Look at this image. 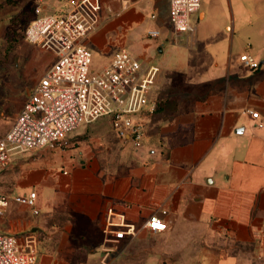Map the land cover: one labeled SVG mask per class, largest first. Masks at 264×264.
I'll return each instance as SVG.
<instances>
[{
    "label": "crops",
    "instance_id": "1",
    "mask_svg": "<svg viewBox=\"0 0 264 264\" xmlns=\"http://www.w3.org/2000/svg\"><path fill=\"white\" fill-rule=\"evenodd\" d=\"M101 2L100 25L84 42L93 58L104 66L125 48L157 66L152 103L164 94L175 111L148 118L135 162L95 155L90 137L107 143V118L81 126L67 150L21 154L0 172V188L36 192L39 212L11 202L0 229L34 233L37 264H98L108 208L138 226L164 208L168 229L112 244L110 264H264V0H201L192 33L174 30L169 0ZM244 53L260 66L244 67Z\"/></svg>",
    "mask_w": 264,
    "mask_h": 264
},
{
    "label": "built area",
    "instance_id": "2",
    "mask_svg": "<svg viewBox=\"0 0 264 264\" xmlns=\"http://www.w3.org/2000/svg\"><path fill=\"white\" fill-rule=\"evenodd\" d=\"M200 6L201 0H169V20L177 33L195 31L192 16ZM48 7L47 0H32L34 17L24 36L32 45L53 53L55 61L34 85L11 128L0 136V172L25 152L67 146L73 131L102 118L109 120L120 140L138 148L155 109L151 94L157 66H144L122 48L109 63L91 69L93 55L84 42L100 25L101 0H64L62 7L51 12ZM148 35L157 37L159 31L149 30ZM240 60L246 68L260 66L248 53L241 54ZM248 112L254 118L259 116L256 111ZM36 197L34 191L12 196L0 188V222L11 202L33 207L37 214ZM166 213L158 208L138 226L124 213L108 208L105 245L98 264H110L112 244L135 239L140 229L151 233L167 230ZM38 258L39 241L34 233L19 237L0 229V264H37Z\"/></svg>",
    "mask_w": 264,
    "mask_h": 264
},
{
    "label": "rangeland",
    "instance_id": "3",
    "mask_svg": "<svg viewBox=\"0 0 264 264\" xmlns=\"http://www.w3.org/2000/svg\"><path fill=\"white\" fill-rule=\"evenodd\" d=\"M47 2H49V12L64 5V0H47ZM33 17L32 0H0V136L11 128L31 88L41 78L53 58L51 52L32 45L25 39V29ZM103 63L100 58L95 57L91 69L98 70ZM75 131L68 136V145L59 149L67 150L72 147L71 135ZM90 138H92L90 144L96 150L97 158L102 164L109 165H118L126 161L135 162L136 150L144 144L143 141L141 146L134 147L131 143L120 140L114 132L108 136L107 143L98 134ZM107 144H111V147ZM141 248L142 251H146L147 245H142ZM96 254L92 255L96 257ZM189 259L187 261L191 263ZM123 263L120 260L117 264ZM132 264L153 263L147 259Z\"/></svg>",
    "mask_w": 264,
    "mask_h": 264
},
{
    "label": "trees",
    "instance_id": "4",
    "mask_svg": "<svg viewBox=\"0 0 264 264\" xmlns=\"http://www.w3.org/2000/svg\"><path fill=\"white\" fill-rule=\"evenodd\" d=\"M173 111H175V101L168 96L165 97L164 94H160V96L156 99L155 109L150 119L152 121L154 115L157 113H160L163 117H166Z\"/></svg>",
    "mask_w": 264,
    "mask_h": 264
}]
</instances>
